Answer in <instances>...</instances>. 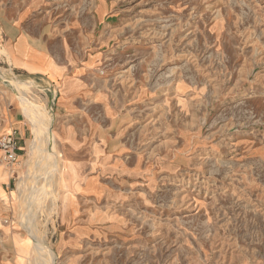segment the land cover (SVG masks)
<instances>
[{"label": "rangeland", "instance_id": "rangeland-1", "mask_svg": "<svg viewBox=\"0 0 264 264\" xmlns=\"http://www.w3.org/2000/svg\"><path fill=\"white\" fill-rule=\"evenodd\" d=\"M24 4L36 43L92 59L103 105L64 112L11 69L1 20ZM0 76V125L25 132L0 168L7 264H37L36 242L52 264H264V0H0Z\"/></svg>", "mask_w": 264, "mask_h": 264}, {"label": "crops", "instance_id": "crops-1", "mask_svg": "<svg viewBox=\"0 0 264 264\" xmlns=\"http://www.w3.org/2000/svg\"><path fill=\"white\" fill-rule=\"evenodd\" d=\"M29 13L30 11L27 5H18L6 15V21L1 20L6 29L5 47L11 69L18 74L28 76L44 75L54 82L60 94L58 103L64 109V112H75L73 110L79 108V104L86 101L90 102L92 106L94 105L95 108H98L99 105H103V92L98 91L97 88L89 84L86 77L88 66L92 64V59L89 58L85 64L77 66L74 57L72 55H67L66 62H61L57 54L44 48L42 44L36 43L26 28L22 26L23 23L26 22V17ZM65 51L67 52V50ZM81 62H83V60H81ZM119 113L120 108L115 105L108 107L105 115L108 120L112 119L116 121L120 116ZM80 119V124L94 125L93 117L89 118V120L86 117H80ZM3 121L4 123L0 125V136L11 130H17L19 141H22L25 132L23 131L22 117L20 114L17 111L12 112L8 114ZM65 128L67 129L68 127ZM66 129H64V131H66ZM20 148L22 147L20 146ZM19 157L22 156L19 155ZM69 165V170L72 171V174L69 173L68 181L72 184L80 182L77 181V179L74 180V178L77 177L75 174L76 170L74 171V169L78 167L80 169V166L78 165V167L75 166L73 168V165L70 163ZM13 173L14 172L9 174V176ZM9 176L0 179V189H2L5 194H9L5 190L6 184L9 181ZM90 181V179L84 181L85 191H93L94 186H91ZM14 250L17 258L15 256V260L11 264H18V248L14 247ZM0 264H7L3 253H0Z\"/></svg>", "mask_w": 264, "mask_h": 264}, {"label": "built area", "instance_id": "built-area-1", "mask_svg": "<svg viewBox=\"0 0 264 264\" xmlns=\"http://www.w3.org/2000/svg\"><path fill=\"white\" fill-rule=\"evenodd\" d=\"M18 142L17 130H11L0 136V165L8 170H13V167L18 163L21 150Z\"/></svg>", "mask_w": 264, "mask_h": 264}, {"label": "bare ground", "instance_id": "bare-ground-1", "mask_svg": "<svg viewBox=\"0 0 264 264\" xmlns=\"http://www.w3.org/2000/svg\"><path fill=\"white\" fill-rule=\"evenodd\" d=\"M2 73V72H1ZM3 74V73H2ZM23 79V78H22ZM19 80V79H18ZM30 81V80H29ZM0 82H3V76H0ZM14 82H16V85H18V84H20V85H23V84H25V83H21L20 81H14ZM22 82H24L23 80H22ZM26 82V81H25ZM19 85V86H20ZM25 86V85H24ZM30 86H31V83H30ZM21 88V87H20ZM30 88V87H29ZM23 93H24V91H23V88H21L20 89ZM19 90V91H20ZM28 94V93H27ZM20 97V96H19ZM21 98V97H20ZM22 102L23 103H25L27 106H28V101H26V100H24V99H22ZM38 117H39V119H42L43 118V116L40 114V113H38ZM50 122V121H49ZM44 126L45 127H43V130H44V133H48L49 132V129L47 128V126H48V123H47V121H46V119L44 120ZM44 144V140L42 141V143H41V146L39 147V148H43L42 147V145ZM38 149H36L35 151L33 150V151H31L30 153H29V158H28V160L27 161H30V159L32 158L33 159V155L35 154V152L37 151ZM37 153H39V152H37ZM36 153V154H37ZM34 161V160H33ZM18 165H19V163L17 164V165H15L16 167H14L13 168V170H8L10 173H12V171H15L16 172V170H17V168H18ZM0 168H2V169H5V168H3L1 165H0ZM1 178H4V175H2V172L0 171V179ZM36 240V239H35ZM32 248H34L33 250H34V252L33 253H35V256H36V260H37V264H52L51 263V261H48L47 259H46V256H45V253H44V251L41 249V247H40V244L38 243V242H36V243H34V245H33V247ZM19 249V248H18ZM28 249V248H27ZM38 252H41L44 256L42 257L43 259H41L40 258V256H38ZM35 258V257H34ZM23 260V259H22ZM19 261V260H18ZM20 261H21V259H20ZM36 264V263H35Z\"/></svg>", "mask_w": 264, "mask_h": 264}]
</instances>
